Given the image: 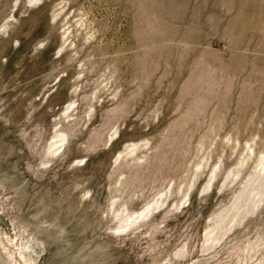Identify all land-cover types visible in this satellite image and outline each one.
<instances>
[{
    "label": "rangeland",
    "instance_id": "rangeland-1",
    "mask_svg": "<svg viewBox=\"0 0 264 264\" xmlns=\"http://www.w3.org/2000/svg\"><path fill=\"white\" fill-rule=\"evenodd\" d=\"M263 168L264 0H0V264H264Z\"/></svg>",
    "mask_w": 264,
    "mask_h": 264
},
{
    "label": "bare ground",
    "instance_id": "bare-ground-1",
    "mask_svg": "<svg viewBox=\"0 0 264 264\" xmlns=\"http://www.w3.org/2000/svg\"><path fill=\"white\" fill-rule=\"evenodd\" d=\"M36 1V0H35ZM61 137H63V136H61ZM54 145H55V143H54ZM55 146H57V145H55ZM54 147V146H53ZM58 147V146H57ZM263 171H264V168H263ZM151 208V207H150ZM148 209H149V207H148ZM146 209L143 211V212H141L140 214H138L137 216H136V219L138 220V219H140V218H138V217H143L144 215H146Z\"/></svg>",
    "mask_w": 264,
    "mask_h": 264
}]
</instances>
